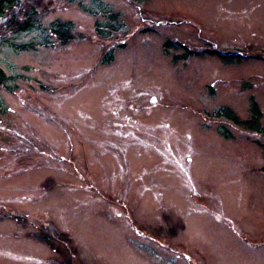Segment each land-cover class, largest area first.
I'll list each match as a JSON object with an SVG mask.
<instances>
[{
	"label": "rangeland",
	"instance_id": "rangeland-1",
	"mask_svg": "<svg viewBox=\"0 0 264 264\" xmlns=\"http://www.w3.org/2000/svg\"><path fill=\"white\" fill-rule=\"evenodd\" d=\"M28 7L43 31L0 32V264H264V0ZM252 101L258 131L216 114Z\"/></svg>",
	"mask_w": 264,
	"mask_h": 264
},
{
	"label": "trees",
	"instance_id": "trees-1",
	"mask_svg": "<svg viewBox=\"0 0 264 264\" xmlns=\"http://www.w3.org/2000/svg\"><path fill=\"white\" fill-rule=\"evenodd\" d=\"M70 1L72 2L74 0H70ZM133 1L136 3H141L144 0H133ZM19 4H20V0H0V32L3 29L2 28L3 25L7 26V23H5L6 21L14 25L16 33H32V32L40 31L42 29L41 27L42 25L39 23V18L37 15V11L35 9L33 8L30 9V7L26 8L25 9L26 16L21 20L16 19L15 12ZM2 19L3 20L6 19V20L2 21ZM114 26L115 25L111 26L110 33L119 31V26L117 27H114ZM47 29H49L50 32L53 35H55V37H57L59 40L63 42H67L72 38L70 35V32L73 29V25L71 22L54 20L50 23ZM101 34L102 33L100 32V35ZM30 46L32 45L20 44L18 46H15V49L24 50V49L29 48ZM108 58L110 59V57ZM6 80H7V76L5 72L2 70V68H0V85H4L6 83ZM251 112L253 113V119L248 120V121H243L242 123H240L236 115L227 108H223L222 110L218 111L216 114H220V116H224L225 118L235 123L244 125L249 129L258 131V120H259L261 113L258 109L256 102L254 101H252L251 103Z\"/></svg>",
	"mask_w": 264,
	"mask_h": 264
}]
</instances>
